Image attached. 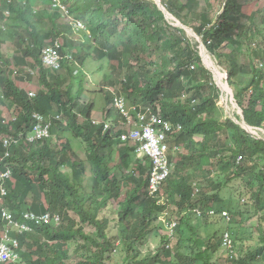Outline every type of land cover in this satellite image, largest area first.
<instances>
[{
    "label": "trees",
    "instance_id": "trees-1",
    "mask_svg": "<svg viewBox=\"0 0 264 264\" xmlns=\"http://www.w3.org/2000/svg\"><path fill=\"white\" fill-rule=\"evenodd\" d=\"M58 1L86 30L61 24L59 20L67 16L59 8L34 6ZM220 1L223 11L217 16L213 11L212 16V6ZM259 2L162 0L174 18L194 29L220 64L226 62L245 122L264 130V72L255 65L264 63V8L255 9ZM65 30L78 32L81 39L91 38L79 41L77 49H84L85 63L104 64V78L96 84L103 90L90 89L86 97L89 74L84 69L78 76L71 72L67 92L52 85L60 74L46 70L41 55L46 41L64 36ZM188 41L191 48L186 47ZM6 43L15 44L17 69L10 68L11 59L1 52ZM199 43L183 28L172 26L154 0H0V175L12 171L4 183L6 196L0 187V242L8 237L15 248L17 241L20 257L15 263L0 264H74L70 262L73 245L75 254L82 257L77 264H227L226 234L237 247L248 241L263 245L239 257L237 264H264V139L251 136L224 116L218 106L222 91L201 65ZM67 44L71 45L68 39ZM130 62L138 64L135 68L142 66L141 71L132 74L127 87L118 89L108 77H120L123 64ZM37 69L38 76H33L30 70ZM248 72L253 76L242 80L241 75ZM28 85L37 88L35 95L29 93ZM110 88H116V93ZM105 91L107 107H115L116 97L129 106L140 98L148 108L160 103L162 118L174 126L168 133L172 175L154 196L143 162L136 161L138 172L130 170L129 157L136 155L137 147L122 143L120 163L109 168L107 159L113 158L122 133L113 127L118 119L126 122L127 118L100 110L108 114L107 120L103 117L110 127L93 125L96 97ZM35 114L61 115L62 119L54 121L49 138L32 142L30 136L36 135L38 124ZM79 115L85 116L82 126H78ZM179 125L180 131L176 130ZM68 132L84 141L86 160L79 161L81 155L66 140ZM105 144L111 150L108 155L99 153ZM180 149L187 154L181 155ZM6 151L9 157L4 159ZM86 166H91V187L85 185ZM131 183L134 186L123 196L122 186ZM163 198L178 209L164 219ZM116 202L115 229L122 234L112 237V220L103 213ZM196 209L202 214H194ZM5 210L18 226L8 225ZM224 212L230 220L222 216ZM29 214L33 218L27 219ZM255 218L258 235L248 225ZM20 224L30 228L24 230ZM150 237L158 246L143 254Z\"/></svg>",
    "mask_w": 264,
    "mask_h": 264
},
{
    "label": "rangeland",
    "instance_id": "rangeland-1",
    "mask_svg": "<svg viewBox=\"0 0 264 264\" xmlns=\"http://www.w3.org/2000/svg\"><path fill=\"white\" fill-rule=\"evenodd\" d=\"M201 2L203 3V1H201ZM243 2H245V0H241V3H243ZM256 5H257V8H255V9H257V10L264 8V0H260V2L258 4H256ZM34 6L37 7L38 10H49L50 8H52L53 6H56V5H55V3H52V4L46 3V4L41 5L39 7L36 4ZM223 7H224V2L223 1H220V2L216 3V5H213L212 6V16L214 14H216V16L220 15L221 11H223ZM58 8L60 9V13H67L69 11L67 8H64V7H58ZM159 8H160V6H159ZM165 9H166V7H165ZM167 11L168 10L166 9V12H164L166 20L171 21L172 26L177 27L176 25L180 21L175 19L169 12L168 13L170 14V18H167V16H166ZM213 11H214V14H213ZM216 20H217V18H215V21ZM59 21H60L61 24L64 23V20H62V19H60ZM260 26H262V25H260ZM189 28L192 29L191 27H189ZM46 30H49V27ZM192 30H194V29H192ZM186 33L188 34V36L190 38H195L196 37V36L193 35V33L189 29L186 31ZM197 36H198V38H195V39L198 42H200V39L203 41V39L199 35H197ZM67 39L70 40V42H71V45L68 46V47H66ZM262 39H263V37H261L260 40H262ZM79 41H82V42L91 41V38H83V39H81L80 34L77 32V33H72L71 37H69L67 35L64 36V40L59 39V38L57 40H54V38L48 39L46 41V45L47 46L51 45L53 42L55 44L63 43L64 44V51L62 53H60V54H49L48 52L43 51L42 55H41V61H42L43 65L45 66L46 70L55 71V74H56V72L60 74V76H55V79L52 81V85L54 86V88H60L61 91L64 92V93L67 92L70 84L72 83V78L70 77L71 76V72L74 71V76H78L79 70L80 69H84V72H87L90 75V76L89 75L86 76L87 85L85 86V89H87V94H85V95L87 97L89 95L90 89H93L94 91L103 90V89L99 88L98 86H96V84L98 85L100 83V81L104 78V74H101V71L105 73V70H104V64L102 66V64L100 62H96V61L92 62V63L91 62H87V63L84 62V59H85V53L83 51L84 49H79V48L77 49V46L79 45L78 44ZM189 41L187 42V45H186L187 48H191ZM199 44H200V47H201V43H199ZM14 45H15L14 43H10V44L6 43V44L2 45V47H1V52H2L3 56H5L6 58L11 59L9 61L11 69H17L16 63L14 61V56H15ZM255 45L256 44H254L253 46H255ZM184 48H185V45H184ZM255 49H256V47H255ZM200 55L202 57V61H201L202 62L201 63L202 67L204 69L208 70L209 73L213 74L214 79L216 80L217 86L220 89H222V91H223L222 92V96H221V98H220V100L218 102V106L221 109H223L225 117L230 118L236 124L237 123L241 124L242 127H243L244 124L246 123L245 122V118H244L245 117L244 116V112H243L244 110L241 107V105L239 104L240 102L238 103L239 100H238V98L236 96L234 87L230 85L229 75H228V68H227V66L225 64L226 62L223 61V64H220L218 62V60L212 54H210L207 51V49L204 46V44H203V47L200 48ZM257 61H254V63L257 62ZM30 62H32V61L30 60ZM134 65L136 66L138 64H136V63L132 64V62H130L128 64L124 63L123 66L121 65L124 68V70L123 71L121 70V72H120V74H122V75L120 77H115L113 74H111L108 77L109 80L110 79L114 80L118 89H122V88L127 87L128 84H129V78L132 76V74H134V73H136L138 71H141V68H142V66H140L138 68H135ZM255 65H256L257 68L263 69L261 71L264 72V64L255 63ZM231 66H232V63H231ZM232 67H230V69ZM194 69H196V67H192V70H194ZM75 71H76V73H75ZM68 72H69V74H68ZM30 73L33 76H38V74H39L38 69L36 71H31L30 70ZM51 73H53V72H51ZM222 75L224 76L223 79H221ZM241 76H243L242 80L245 79L244 81H246L247 79L249 80L253 75H252L251 72H248L247 74L241 75ZM91 81H94L93 83L95 85H90ZM261 85H262V88H264V81H262ZM142 86L143 85H141L140 87H142ZM28 89H29V93L31 95H35L37 93V88L35 86H33V85L31 87H28ZM109 91L111 93H112V91H114L116 93V88H110ZM253 91H254V88L250 87V89L248 90V95L252 96L253 95ZM106 92H108V91H105V93L100 92V93H98V96L96 97V99H97V102H96V114L94 116V120L95 121L93 122V125H99L101 123L107 122L106 121L107 118H108L107 115L110 114V112H108L109 110H112L113 113H118L119 114L120 112H122L124 115L125 114L128 115L129 121L134 125L133 128H129V129H133V130H139V129H141V127H144V129H146L145 126H148V127L153 126V127H155V124H154L153 120L150 119L151 118V114H153V116H156V115L163 116L161 114L162 107H161L160 103H156V105H157L156 108H151L150 107L151 110L153 111V113H150V108L146 107V105L144 104L142 98H140L138 100V102L136 100H134L132 103L129 101L130 102V103L128 102L130 104V107H129V105L127 104V102H126V100L124 98L116 97L115 101H114V103H115L114 106L115 107H107L108 104L105 103V101L103 100V98L106 96ZM158 101H160V99ZM91 102H93V100ZM100 110L106 111V113H108L107 115H106V113H104L106 120H104V117H103L104 114L103 115L102 114H97V113H102ZM78 118H79L78 119V126H82L84 124V122H85V116L79 115ZM127 124H129V122ZM243 128H245V127H243ZM254 128H252L251 130L249 129L247 131L251 134V136H253L255 138L264 139V132L262 130H259V128H255V129ZM106 129H107V127H106ZM159 129H160L159 127H156L157 131H159ZM180 129H182L181 125H179L176 130L180 131ZM113 130L115 132L122 131V133H121L122 136L120 135V144H118L115 147V148H117V150L114 148L116 151L114 150L112 152L113 161H110V159H107V161L109 160L108 162H109V167L110 168H115L116 165L118 163H120L121 158L118 155L119 154V150L121 148H123V145H122L123 140L122 139H125L124 135H126L128 133L127 130L124 129V124L121 123V122L116 123L115 126L113 127ZM224 137L226 138L227 141H229V136H228L227 133L224 135ZM66 140H69L68 142H70V145H71V148L73 149V151L74 152H78L81 155L79 157V161H84V160L87 159L85 151L82 150L83 148H85L84 141L82 139H78L72 133L68 132V134L66 135ZM196 140L198 141V138ZM4 144H5V147L8 148L9 145H10V141L6 140L4 142ZM127 144L131 145L130 147H132V146L135 147V143L134 142H130V143H127ZM110 152H111V150H109V148L106 147V144L103 145L102 150L99 151V153L102 154V155L103 154L104 155H108ZM178 152H180L181 155L187 154V151L184 150V149H180ZM8 157H9V152L6 151L5 154H4V159L8 158ZM129 159L131 160V164L133 165L132 167H130V170H132V172H135V171L138 172L139 171V168H138V166L136 164V161L141 160L143 162L142 167L144 169L148 168V170H149V173L147 174V177H148V180H149V183H150V178H152L154 170H152V167L148 166L149 162L147 160H144L143 158H141L137 154L136 155H132V157L130 156ZM179 160H180V156L177 157L176 161H179ZM86 167H87V173H86V176L84 175V178L86 180L85 185L87 187H91V184H90V179L92 177L91 166H86ZM69 171L71 172V169ZM144 177H146V174H145ZM132 186H134V184H132V183L130 185H123L122 186V194H123V196H125V193H127L129 188L130 187L132 188ZM1 193H2V196H6V195H4L3 191H1ZM123 200H120V201H123ZM160 203L163 204L164 206H167V209H166V211L164 213L165 215L172 216L173 213H177V211H178L177 207L175 205H171L169 201L160 200ZM117 210H118V203L116 202L113 205H111L110 209H108L107 211H105L103 213V216L108 217V218H110L112 220V230L110 231L112 237L117 236L118 234H122L121 232H118L117 229H115V225L118 222V216L115 213ZM7 212L12 214L8 210H7ZM200 212L201 211L198 210V211H195L194 214L195 213L199 214ZM30 216L31 215H29V217ZM45 218H47V216ZM40 219H42V216L40 217ZM7 222H8V225L11 226L9 224V221H7ZM15 223L19 224L17 222H15ZM20 225H26V224H20ZM248 225L250 227H252V226L255 227V230H254V234L255 235H258V234L261 233V231H259V229L257 228L258 227L257 226L258 225V220L256 218L253 219ZM26 227L28 229L30 228L29 225H26ZM6 230L8 231L9 228H7ZM172 234L173 233L171 232L170 235H172ZM248 237H251V235H248ZM256 239H257V237H256ZM149 242H150L149 246L146 247L145 249H142V253L143 254H146L148 252H152L158 246V243L151 242V237L149 238ZM173 244H174V239H172V241H171V246H173ZM117 246H118L119 249L121 248V247H119L120 244H117ZM262 246H263L262 244L258 245L257 241H248L242 247L241 246L238 247V248L241 249V250L238 249V251H239L240 255L244 257V256H247L248 254L254 252L257 248L262 247ZM75 247H76L75 245L71 246L70 254H71L72 258H71L70 262H72L74 264H77L78 262L82 261V257L75 254V252H74L75 251ZM118 259L122 263L121 258H118ZM261 261H264V259L261 260Z\"/></svg>",
    "mask_w": 264,
    "mask_h": 264
},
{
    "label": "built area",
    "instance_id": "built-area-1",
    "mask_svg": "<svg viewBox=\"0 0 264 264\" xmlns=\"http://www.w3.org/2000/svg\"><path fill=\"white\" fill-rule=\"evenodd\" d=\"M49 54H58L56 51H50ZM259 64H264L263 62H259ZM263 70V69H260ZM129 124H132L129 121L128 115H124ZM34 118L38 121L36 126V135L30 136V141H35L36 139H46L50 137V127H51V118L45 117L42 115H34ZM155 124L153 126H145L141 127L139 130H132L130 133L124 135L125 139H122L123 142L132 141L137 146L136 153L144 160L148 158L152 162V170H154L152 178H150L149 183V192L152 196L158 193L160 187L166 182V180L172 174V166L169 160V144H168V133H172L173 125L169 122H166L161 115L153 116L151 114V118ZM156 127H159V131L156 130ZM174 131V130H173ZM178 150V149H177ZM242 159V158H240ZM11 172L7 171L0 175V187L3 191L4 195H6V191L4 189V183L6 180L10 179ZM197 209L196 211H198ZM200 212L198 215H201ZM210 215H215V211H210ZM31 215V214H29ZM26 215L27 219L33 218V216ZM4 218L9 221V224L12 226H18L15 223L13 215L8 213L7 210L3 213ZM223 217H227L229 219V215L227 212L222 214ZM48 218V217H47ZM46 218V219H47ZM173 227L175 224H172ZM22 229L27 230L26 225L21 226ZM12 240L8 237H5L3 241L0 242V263H9V262H17L19 260V255L17 254L16 249L19 246L17 241H14V246L10 247L9 243ZM223 247L227 252L228 261L227 264H236L239 258V251L237 246L234 243V240L231 238L230 234H226L224 236Z\"/></svg>",
    "mask_w": 264,
    "mask_h": 264
},
{
    "label": "clouds",
    "instance_id": "clouds-1",
    "mask_svg": "<svg viewBox=\"0 0 264 264\" xmlns=\"http://www.w3.org/2000/svg\"><path fill=\"white\" fill-rule=\"evenodd\" d=\"M55 5L56 6H54V8H58V7H64V8H66L63 4H61L60 2H55ZM58 6V7H57ZM65 15L67 16V18H65V19H63L64 20V25H66V26H69V25H75V26H77L79 29H81V30H86V27L83 25V23H81L80 21H76L75 19H73V18H71V17H69V12H67V13H65ZM176 19V18H175ZM71 32L70 31H68V30H65L64 31V36H66V35H68L69 37H71ZM64 36H61V37H59V39H62V40H64ZM66 47H68V44L66 43ZM44 51L45 52H50V51H56L58 54H60V53H62L63 51H64V44L63 43H58V44H55L54 42L51 44V45H49V46H47L45 49H44ZM65 53V52H64ZM75 73H76V71H75ZM130 107V106H129ZM36 115V114H35ZM39 115V114H38ZM119 115H121V116H124V114L122 113V112H120L119 113ZM120 116V117H121ZM46 117V116H45ZM125 117V116H124ZM119 122H121V123H123L124 124V126H125V124H127L128 123V120H126V122H124L122 119L120 120V119H118V123ZM101 124H103L104 125V128H105V130H108L109 129V127H110V124H109V122H105V123H101ZM128 126H126V127H128V128H133L134 127V125L133 124H127ZM106 127H107V129H106ZM130 130L132 131L133 129H129V131H128V133L130 132ZM127 133V134H128ZM130 142H132V141H128V143H130ZM123 144L125 143H127V142H122ZM135 147H137L136 145H135ZM137 154V153H136ZM146 159H148V158H146ZM152 163V162H151ZM171 164V163H170ZM172 166V171H173V165H171ZM7 171H10L11 172V177H12V171L10 170V169H8ZM6 171V172H7ZM5 172V173H6ZM10 177V178H11ZM9 180V179H8ZM238 248V247H237ZM239 249V248H238Z\"/></svg>",
    "mask_w": 264,
    "mask_h": 264
},
{
    "label": "water",
    "instance_id": "water-1",
    "mask_svg": "<svg viewBox=\"0 0 264 264\" xmlns=\"http://www.w3.org/2000/svg\"><path fill=\"white\" fill-rule=\"evenodd\" d=\"M154 1H156V3L160 6V8L162 9V11L163 12H166V9H165V7H164V5L162 4V0H154ZM166 16H167V18H170V14L168 13V11H167V14H166ZM177 27H181V28H183V29H185L186 31L189 29L192 33H193V35L194 36H196L195 38H198V36L196 35V33H195V31L194 30H192V29H190L189 27H187V26H184L181 22H178V24L176 25ZM192 35V36H193ZM200 43H201V47H203V41L200 39ZM221 91H222V89H221ZM223 92V91H222ZM238 124V123H237ZM239 125H241V124H239ZM242 126V125H241ZM243 127H245L244 129L245 130H251L252 128H254V127H251V126H248L246 123L244 124V126ZM255 129V128H254ZM259 130H262L263 132H264V130L263 129H259Z\"/></svg>",
    "mask_w": 264,
    "mask_h": 264
},
{
    "label": "crops",
    "instance_id": "crops-1",
    "mask_svg": "<svg viewBox=\"0 0 264 264\" xmlns=\"http://www.w3.org/2000/svg\"><path fill=\"white\" fill-rule=\"evenodd\" d=\"M28 87H31L30 85H28L27 86V89H28ZM29 90V89H28ZM97 114H102L103 115V113H97ZM51 118V120H52V122H51V127L50 128H52V126H53V123H54V121L56 120V121H59V120H61L62 119V116L61 115H55L54 117H50ZM168 144H169V141H168ZM116 150H117V148H116ZM115 150V151H116ZM119 156H120V150H119V154H118ZM109 161V160H108ZM110 161H113V158L111 157L110 158ZM110 168V167H109ZM172 175V174H171ZM160 188H162V186L160 187ZM197 210V209H196ZM196 210H194V212L196 211ZM166 234V233H165ZM240 249V248H239ZM241 250V249H240ZM239 257H242L241 255H240V253H239ZM236 264H237V262H236Z\"/></svg>",
    "mask_w": 264,
    "mask_h": 264
},
{
    "label": "bare ground",
    "instance_id": "bare-ground-1",
    "mask_svg": "<svg viewBox=\"0 0 264 264\" xmlns=\"http://www.w3.org/2000/svg\"><path fill=\"white\" fill-rule=\"evenodd\" d=\"M167 180H168V179H167ZM167 180H166V181H167ZM162 200H164V198H163ZM167 216H168V215H164L163 219H164L165 217H167Z\"/></svg>",
    "mask_w": 264,
    "mask_h": 264
}]
</instances>
